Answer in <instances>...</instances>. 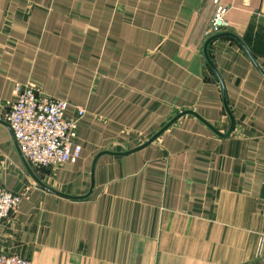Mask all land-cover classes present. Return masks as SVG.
<instances>
[{
    "label": "crops",
    "instance_id": "crops-1",
    "mask_svg": "<svg viewBox=\"0 0 264 264\" xmlns=\"http://www.w3.org/2000/svg\"><path fill=\"white\" fill-rule=\"evenodd\" d=\"M219 7L264 71V0H0V119L27 83L68 99V118L87 113L80 157L36 175L86 195L97 153L142 145L183 110L226 134L205 56ZM208 55L232 132L184 115L143 149L102 155L86 199L37 184L0 122V185L23 195L0 250L31 264H264V75L232 37Z\"/></svg>",
    "mask_w": 264,
    "mask_h": 264
},
{
    "label": "built area",
    "instance_id": "built-area-1",
    "mask_svg": "<svg viewBox=\"0 0 264 264\" xmlns=\"http://www.w3.org/2000/svg\"><path fill=\"white\" fill-rule=\"evenodd\" d=\"M225 11L223 7L218 8L210 31L212 34L229 27L224 18ZM15 94L6 121L31 166L58 167L78 159L82 146L75 139L78 122L86 115V110L79 108L75 117L68 118V99L44 94L32 83L17 85ZM22 201V194L0 185V224L20 207ZM0 264H31V261L19 254L0 250Z\"/></svg>",
    "mask_w": 264,
    "mask_h": 264
},
{
    "label": "water",
    "instance_id": "water-1",
    "mask_svg": "<svg viewBox=\"0 0 264 264\" xmlns=\"http://www.w3.org/2000/svg\"><path fill=\"white\" fill-rule=\"evenodd\" d=\"M224 36H229V37H232L234 38L235 40H237L241 46L245 49V51L247 52V54L249 55V57L251 58L252 62L254 63V65L258 68V70L264 75V71L260 68V66L258 65V63L256 62V60L253 58V56L251 55V53L248 51L246 45L244 44V42L242 41V39L236 35L232 29L230 28H227L226 30H223L219 33H216L214 35H212L206 42V45H205V56L207 58V61L208 63L210 64V66L212 67V69L214 70L215 74L217 75L219 81H220V84H221V87H222V92H223V96H224V103H225V106H226V109H227V113L228 115L230 116V119H231V127L229 129V131L226 133V134H222L220 133L212 124H210L209 122H207L205 119H203L197 112L193 111V110H183L181 111L180 113H178L175 117H173L166 125H164L157 133H155L150 139H148L145 143H143L142 145H139L137 147H134V148H129L127 146H125L123 143H120V142H114L112 143L107 149L103 150V151H100L99 153L96 154L94 160H93V164H92V169H91V187L89 189V192L86 194V195H82V196H75V195H69L67 193H64V192H61L59 190H57L56 188H54L53 186L47 184L46 182H44L42 179H40L33 167L31 166V164L28 162V160L26 159V157L23 155L21 149H20V146H19V143L18 141L16 140L15 136H14V132L12 130V133H13V137L15 139V145L20 153V156H21V159H22V162L23 164L25 165L27 171L29 172V174L31 175V177L35 180V182L37 184H39L41 187H43L44 189H46L47 191L55 194V195H58V196H61V197H64V198H68V199H76V200H81V199H86L88 198L94 188H95V171H96V166H97V163H98V160L100 159V157L102 155H105V154H110V155H128V154H131L133 152H136L140 149H143L144 147L150 145L151 143H153L157 138H159L168 128H170L178 119H180L182 116L184 115H187V114H192L194 116H196L198 119H200L201 121H203L208 127H210V129H212L214 132L218 133L219 135L221 136H227L229 135L233 128H234V117L232 116V113L227 105V101H226V95H225V88H224V83L220 77V74L216 68V66L214 65V63L212 62V60L210 59L209 55H208V45L211 41L215 40V39H218L220 37H224ZM0 122H5L9 127L10 124L7 122V121H3L2 119H0ZM115 145H120L122 147V151H113L111 149L112 146H115Z\"/></svg>",
    "mask_w": 264,
    "mask_h": 264
},
{
    "label": "rangeland",
    "instance_id": "rangeland-1",
    "mask_svg": "<svg viewBox=\"0 0 264 264\" xmlns=\"http://www.w3.org/2000/svg\"><path fill=\"white\" fill-rule=\"evenodd\" d=\"M87 114V113H86ZM86 117H87V115H86ZM133 144V143H132ZM43 168H45V167H43ZM41 169V168H40Z\"/></svg>",
    "mask_w": 264,
    "mask_h": 264
},
{
    "label": "trees",
    "instance_id": "trees-1",
    "mask_svg": "<svg viewBox=\"0 0 264 264\" xmlns=\"http://www.w3.org/2000/svg\"><path fill=\"white\" fill-rule=\"evenodd\" d=\"M35 169H37V168H35Z\"/></svg>",
    "mask_w": 264,
    "mask_h": 264
}]
</instances>
